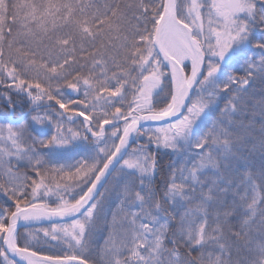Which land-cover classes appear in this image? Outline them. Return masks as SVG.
<instances>
[{
	"label": "snow or ice",
	"instance_id": "1",
	"mask_svg": "<svg viewBox=\"0 0 264 264\" xmlns=\"http://www.w3.org/2000/svg\"><path fill=\"white\" fill-rule=\"evenodd\" d=\"M0 264H264V0H0Z\"/></svg>",
	"mask_w": 264,
	"mask_h": 264
},
{
	"label": "rangeland",
	"instance_id": "2",
	"mask_svg": "<svg viewBox=\"0 0 264 264\" xmlns=\"http://www.w3.org/2000/svg\"><path fill=\"white\" fill-rule=\"evenodd\" d=\"M256 91H259V88H257ZM256 128H257V130L259 129V125H258V124L256 125ZM160 159H161V161H165V162H166V163H165V166H166V165L168 164V162H169L168 160H167V161L165 160V159H166L165 155L161 156ZM168 159H170V162H171V160H172L173 158L170 157V158H168ZM163 165H164V164H163ZM158 179H159V178H158ZM158 179H157V183H159V182H158ZM101 191L103 192L104 189L102 188Z\"/></svg>",
	"mask_w": 264,
	"mask_h": 264
},
{
	"label": "trees",
	"instance_id": "3",
	"mask_svg": "<svg viewBox=\"0 0 264 264\" xmlns=\"http://www.w3.org/2000/svg\"><path fill=\"white\" fill-rule=\"evenodd\" d=\"M161 156H163V155H161ZM165 157H166L165 160H166V161L168 160V161L170 162V159H168V158H170V157H169V156H166V155H165ZM169 162H168V163H169ZM165 163H166L165 161H162V164H164V166H165ZM158 182H159V179H158Z\"/></svg>",
	"mask_w": 264,
	"mask_h": 264
},
{
	"label": "water",
	"instance_id": "4",
	"mask_svg": "<svg viewBox=\"0 0 264 264\" xmlns=\"http://www.w3.org/2000/svg\"><path fill=\"white\" fill-rule=\"evenodd\" d=\"M101 189H102V188H101ZM101 189H100V190H101Z\"/></svg>",
	"mask_w": 264,
	"mask_h": 264
},
{
	"label": "bare ground",
	"instance_id": "5",
	"mask_svg": "<svg viewBox=\"0 0 264 264\" xmlns=\"http://www.w3.org/2000/svg\"><path fill=\"white\" fill-rule=\"evenodd\" d=\"M74 95V94H73Z\"/></svg>",
	"mask_w": 264,
	"mask_h": 264
}]
</instances>
